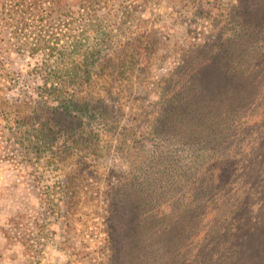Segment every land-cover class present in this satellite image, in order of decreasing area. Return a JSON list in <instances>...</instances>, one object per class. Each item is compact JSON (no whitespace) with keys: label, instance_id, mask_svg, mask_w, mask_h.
Masks as SVG:
<instances>
[{"label":"rangeland","instance_id":"obj_1","mask_svg":"<svg viewBox=\"0 0 264 264\" xmlns=\"http://www.w3.org/2000/svg\"><path fill=\"white\" fill-rule=\"evenodd\" d=\"M118 1L0 0V264H264V0ZM91 46L66 111L43 89Z\"/></svg>","mask_w":264,"mask_h":264},{"label":"trees","instance_id":"obj_2","mask_svg":"<svg viewBox=\"0 0 264 264\" xmlns=\"http://www.w3.org/2000/svg\"><path fill=\"white\" fill-rule=\"evenodd\" d=\"M50 0H11V2L13 3L12 7L15 9L17 8V12L20 11L22 12L24 15H29L28 17L32 18L33 20L43 17V13L46 12H52L55 9V5L54 6H45L44 8V4L46 2H49ZM103 2L106 5V10L107 13L111 16V20L109 21V23L111 21H115V16L116 18L120 15V12L125 14V10H122L119 6L120 3L118 0H84L83 2V9H85L84 11H89V13L93 14V16H97V11H96V6L98 3ZM57 5H59V2H56ZM12 8L11 11H15ZM132 10V9H131ZM128 13H130V10H127ZM43 20V19H42ZM117 21V20H116ZM68 27L71 26V23L67 24ZM86 25V24H85ZM98 25V21L92 20L91 24H88L85 27H96ZM112 25V29H110V31L107 33V36L104 38L105 42H110L113 39V33H114V25L115 24H111ZM107 39V40H106ZM151 35H148L146 37L143 38H137L136 41H138V44H135V47L141 48L143 46L149 47V42H151ZM94 52V47L91 46V50L90 51H86V52H81L77 49V47L72 50V52L68 57V64L67 65H62L59 66L56 71L54 72V75L56 77H54L53 79H49L50 84L49 86H45V88L43 89V95H45L47 98H49L52 102L58 103V107H62L64 108V110H68L71 105H69L68 103L73 102V100H69L71 98H74V95H72V97H65L64 94L66 92H70L71 91L74 94H79L83 91H87L88 87H91V82L89 80V78H81L82 76H80L79 80L76 81V76L79 75V72H81V70H83L84 66L81 64V62H78L77 60H89L92 56ZM114 55L111 56L109 58H104L102 60L103 61L100 65V71H106V60H119V57L122 58L123 57V53H121L120 55ZM215 55V53H212L211 56L213 57ZM131 58L134 59H144L147 60L149 58L148 54H143V53H134L133 55H131ZM64 71V75L61 74V72ZM42 104V102L37 101L36 102V106ZM74 104V103H72ZM33 105V104H32ZM41 107H47V105H40ZM55 107H57L56 105H54L52 108L55 109ZM17 109H19V112L16 110V118H19L22 121H25L26 118H28V114H27V108H22L16 106ZM0 110L1 113L3 115H8L7 118H5L8 121H12L13 120V115L11 117V113L13 111V109L8 105V101L0 98ZM56 110V109H55ZM39 138H44L46 137V134H44L42 131L40 134H38ZM43 139V140H44Z\"/></svg>","mask_w":264,"mask_h":264}]
</instances>
